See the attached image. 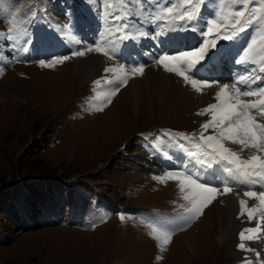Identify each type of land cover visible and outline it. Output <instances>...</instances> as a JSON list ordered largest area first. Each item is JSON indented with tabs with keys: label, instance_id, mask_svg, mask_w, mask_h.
<instances>
[{
	"label": "rangeland",
	"instance_id": "rangeland-1",
	"mask_svg": "<svg viewBox=\"0 0 264 264\" xmlns=\"http://www.w3.org/2000/svg\"><path fill=\"white\" fill-rule=\"evenodd\" d=\"M198 3L196 19L184 20L178 29L193 32L184 37L186 43L197 36L204 41L197 39L181 49L198 50L208 41V53H215L229 40L218 33L232 37L239 29L232 27L236 10L245 11L242 22L253 20L242 32L261 44L264 0H221L222 10L220 0ZM168 7L173 8L171 14L166 12ZM190 7L184 0H4L0 6V264H234L225 249L216 260L209 259V252L215 253L213 243L219 245L214 234L213 240L203 234L210 230L212 220L219 227V213L212 211L210 217L206 214L223 205L221 193L193 217L187 212L191 203L183 199L190 195L188 186L181 192L179 181L168 175L181 172L167 171L160 162L163 155L170 158V144L175 140L188 145L192 162L184 167L190 170L196 162L204 161L206 167L213 161L220 162L200 155L196 148L199 136L192 123L186 118L161 122L156 108L149 119L147 110L153 108L154 100L148 102V95L145 112L135 113L124 94L110 108L113 98L126 86L109 97L115 85L103 73L82 87L73 80L75 56L71 54L86 49L83 39L92 40L93 49L98 45L109 51L113 58L108 59L123 65L127 71L124 76L129 79L134 77V66L163 68L156 60L138 65L135 59H120L119 55L128 56L124 53L128 36L124 31L116 32L113 47V39L94 36L113 15L123 17L120 23L127 24L129 20L123 21L131 14L151 21L155 32L147 29L150 39L157 31L168 33L172 25H168L167 15L179 22L174 17ZM206 14L220 25L207 36ZM39 16L52 25L44 26ZM253 27H257L255 31ZM130 29L131 25L128 34ZM69 32L72 34L68 36ZM75 35L79 41L73 43V51L68 40ZM128 39L134 40L133 36ZM56 44L70 50L62 53L64 50ZM117 44L123 47L119 50ZM205 60L206 53L202 61L207 63ZM218 60L216 67L222 64ZM258 62L252 63L256 72ZM106 107L110 109L104 111ZM249 223L257 226L253 220H247ZM166 232L171 233V239L165 244L162 240ZM185 233L195 242L193 249L186 238L179 237ZM198 238L207 240L198 245ZM260 240L245 241V249L264 250ZM253 251H244L247 261L259 264L264 258H255Z\"/></svg>",
	"mask_w": 264,
	"mask_h": 264
},
{
	"label": "snow or ice",
	"instance_id": "snow-or-ice-1",
	"mask_svg": "<svg viewBox=\"0 0 264 264\" xmlns=\"http://www.w3.org/2000/svg\"><path fill=\"white\" fill-rule=\"evenodd\" d=\"M119 2V0H117ZM4 0H0V6H2ZM184 3L191 5L190 8L181 12L174 19L180 21L187 20L191 22L196 19V14L199 10V3L193 2V0H184ZM109 7H113L110 3ZM247 7V4H245ZM166 12L171 14L173 8L168 7ZM236 19L234 20L232 27L239 26V31L245 30V24L252 23V18L248 21L242 22L246 13L244 10H236L234 12ZM163 19V17H160ZM123 17L119 15L112 16V26L118 31H124L125 35H128L127 29L130 25L120 23ZM194 27V26H193ZM220 25L216 21H212L207 26V32L204 35H212L214 29H219ZM223 39H231L230 35H226L223 32L218 33ZM11 39V37H8ZM124 38V37H120ZM27 43V41H26ZM257 41L254 39L251 44L247 46V50L244 52V56L241 57V61L245 58L251 57V62L256 63L258 60L261 62L259 71L264 72V40L261 41L259 47L256 46ZM87 51H92L88 49ZM97 53L112 59L113 56L109 51H104L100 46L95 47ZM72 56L82 57L85 55V51L77 50L71 54ZM205 57V48L200 47L198 50H185L181 51L178 55L161 54L156 63L162 65L164 70L169 73H175L177 76L182 77L186 85H190L194 91L201 93L203 89L218 87V91L215 92L214 100L216 102L210 103L207 107L203 108L198 115H207L209 119L202 123L199 131V142L196 144V148L199 150L200 155L207 156L213 160L217 159L220 162H225L229 166H232L229 170L238 172L241 176L248 177H262L264 176V87L251 88L242 90L237 87L236 84L231 85L224 84L214 85L213 82L203 81L201 79L194 78V76L186 74L184 69H192L196 67ZM70 57H64L68 59ZM61 61H54L53 63ZM41 66H45L41 62ZM117 71H124V66L120 65V68H106L105 73H115ZM131 71L135 74L142 75L144 73V66H134ZM259 79V78H256ZM255 83V79L252 80ZM98 84L99 81H96ZM115 86L109 93L110 96H114L119 91L120 87L126 86L127 77H117L115 81H112ZM245 98H258V99H245ZM110 103V99L108 100ZM102 110V109H101ZM211 130L212 134H208ZM238 145L240 150L236 151L227 145ZM245 149L254 150L253 154L247 159H242L241 153ZM196 155V153H192ZM170 178L179 181L181 192L185 191V186H188L190 195H185L184 200L191 203V207L187 209L193 217L202 213L203 209L208 207L211 202L217 197L218 192L221 191L218 187H209L205 184L198 182L193 178L191 174L178 173L168 174ZM181 177H183L181 179ZM233 189L230 186L225 185L222 188L223 193H230ZM244 197L253 198L259 201L261 208L260 221L264 222V192L257 193L256 191L246 190L244 191ZM240 205V217H246L247 220L252 221L256 219L255 213L258 211L256 207L248 208L244 199L239 200ZM239 218V217H238ZM123 220V217H121ZM246 233L248 235H246ZM264 227L258 225L254 228H246L240 231L239 240L241 243L238 247L241 250H245L246 246L244 241H251L253 239H262L264 236ZM171 239V233L166 232L163 234V243H168ZM251 251V249H247ZM259 256V253H257ZM245 264H252L251 261H245Z\"/></svg>",
	"mask_w": 264,
	"mask_h": 264
},
{
	"label": "bare ground",
	"instance_id": "bare-ground-1",
	"mask_svg": "<svg viewBox=\"0 0 264 264\" xmlns=\"http://www.w3.org/2000/svg\"><path fill=\"white\" fill-rule=\"evenodd\" d=\"M161 14L162 13H160L159 15L161 16ZM163 17L164 18L166 17V13H165V15H163ZM128 18H131L133 20H130ZM158 18L160 19V17H158ZM128 20L130 22L127 23V25H131L133 30L131 31V29H130V33L128 34L127 38H125L127 40V45H126L127 48H128V46H132L134 42L140 41V44H141L142 41L148 40L147 38L149 36H146V35H147V29L151 28V21L150 20L148 21V19L144 16L139 15V17H138V15H137V17H136V16H133L131 14L130 15L128 14V17L123 22H128ZM136 20H138L137 23H136ZM200 20H201V18H200ZM147 21H148V24L146 26ZM132 22H135L136 25H134ZM175 22H177V24H175ZM175 22H174V20L172 21L170 19V16L167 15V23H168V25L169 24L172 25L171 27L168 28L167 39L173 38L174 32H176V28L173 29V27L179 26L180 24L183 23V21H179V22L175 21ZM112 23H113V21H110V22L106 21L103 28H100V31L97 32L96 36H94V39H99V40H101V39H103V40L104 39H113V45L111 47L115 46L116 38H117L116 32H119V31L117 29L113 28ZM135 31H136V34H135ZM178 33H181V31H179ZM70 34H72V33L69 32L68 36ZM160 34H161V32L157 31V35H160ZM129 36L130 37L133 36L134 40H137V41L129 40L128 39ZM139 37H142V38L138 39ZM70 38L71 39L68 41L70 42L71 45H73V46H71V48H73V51H74V44H77L76 41H79V39H78L77 35L72 36ZM263 38L264 37L261 36V41L264 40ZM174 39L175 38H173L172 40L174 41ZM82 41L86 42V45H84L86 48V49H84L85 55L82 57H76L75 56L74 58H72L74 61L73 62L74 65L72 66V70L74 67L73 80L76 83L78 81L82 87L84 84H87L88 82L92 81L94 78L98 77L101 73L105 74L109 78L110 81H115L117 77H120V78L125 77L124 73H123L124 71L127 72L125 70V68H124V71H122V72L117 71L115 73H105L106 68L112 67V68L119 69L121 64H119V65L115 64L114 62L109 60L108 57L100 56L99 53H97L95 51V49L91 48V45L93 44V42H91L92 40L86 41L85 39H83ZM261 41H259V42L261 43ZM82 44L81 45L79 44V47L83 46ZM119 46H120V44L117 47L119 48ZM247 46L248 45H246V47ZM256 46L259 47L260 44H257ZM75 47H77V45ZM118 48H117V50H118ZM88 49H92V51H87ZM246 50L247 49H245V51ZM181 51H185V49L183 48V49H181ZM237 56L239 58L243 57L242 54L238 55V53H237ZM151 61H152V59L147 58L145 63L147 64V63H150ZM218 62H219V60H218ZM206 64L207 63H204L203 61H201L200 64H198L196 67H194L192 69L194 70V72L197 71L198 74H201L203 68H208V66H206ZM228 65H229V63H228ZM228 65H227V68H225V72H227L228 69H232L231 74L233 75V77H232L233 79H236L237 77H239L238 75L246 73L245 70H240V68H238V69L236 68L239 66V64L234 65V66H230V68L228 67ZM202 66H203V68H202ZM252 66H253L252 69L255 70L256 69L255 66L253 64H252ZM261 66H262L261 62L259 61L258 65H257L258 70L260 69ZM242 67H244V66L242 65ZM244 68L247 69L246 67H244ZM255 72H256V70H255ZM205 74L206 73H204V75ZM131 75H134V77L132 79H129L126 76L127 77V85H126L124 90L118 92V94L113 98V101H112V103H110V106H109L110 108H111V106L112 107L114 106V104L116 102L115 101L116 98H119L122 94H124V95H126V97L131 102V109L134 108L135 113H140L141 111L145 112V106H144L145 102H146L145 99H146V95H148L149 96L148 102H151V100L152 101L154 100L153 108L151 107V110H147L148 111L147 116L149 119L152 118L153 115L155 114L153 109L156 108V109H158L159 120L161 122H165L166 118H167V121L169 118L170 119L174 118V120L175 119H181L182 120V119L186 118L188 121H190L192 123V127L196 128L197 134H199L202 123L206 122L209 119V117L207 115H198L197 113L200 112L203 108L207 107L210 103L216 102L214 100V95H215V92L218 91V87L214 86L212 88H206V89H203L201 93H197L196 91H194L192 89V87L190 85L185 84L182 77H179V76L175 75L174 73L166 72L163 68H157L154 66H149V67L145 68L144 73L142 75H138L135 73L131 74ZM188 75L194 76V78H196V76H197L195 73H189ZM254 76H255V78H259L258 82L256 84L254 83V89L258 88V87H264V72H261V71L256 72V73H254ZM211 77H213V76L207 75L205 77V79H203V81L213 82L214 85H220V86H222L224 84H228L230 87H231V85L236 84V83H228V82L219 83L214 77L213 78H211ZM221 79H223V78L221 77ZM95 83H96V81H95ZM248 83L250 84V80H248L247 84ZM249 84L246 85L244 87V89L247 90L251 86ZM237 87L241 88V85L240 86L237 85ZM249 99H258V98H249ZM109 107H106L104 111H106V109H108ZM260 122H264V120H261ZM208 134H212L211 130H209ZM170 146L173 147V149L171 151L172 154H175L176 158L178 160L182 161V167H184L185 164L191 165L192 156L190 155V152L188 151V147L186 145H183V144H181V142L175 140V141L171 142ZM227 146L236 150V151L240 150V146H238V145H231L230 144V146L229 145H227ZM158 152L160 154V151H158ZM253 152H254V150L245 149L241 153L242 159H247L250 155L253 154ZM168 159H170V158L168 157ZM209 162H210V160H209ZM203 163H204V161H203ZM203 163L201 161L196 162V165L194 164V167H192L191 170H194V172H196L198 174L200 173V171H203V169H205L207 171L208 167H206V165H204ZM211 166L217 167L218 165H215L213 162H211ZM220 193H221L220 202L223 203V205L221 207L218 206L217 208H215V207L212 208L206 214V217L207 216L210 217L211 212L216 211V213H219V216H220L219 217L220 222H219L218 228L215 224V221L212 220L210 230L207 229V230L203 231V234H205L208 238H210V240H213L211 238V234H214L216 241L218 242V245L220 246V247L219 246L216 247L215 244L213 243L212 248L215 250V253H211L212 254L211 255L209 252L208 258L213 259V257H214L216 260L220 255H222V253L225 249V252L228 254V257L230 256V258L233 260L234 264H245V261L248 260V255L245 254L244 251L248 252L249 250H247V249H249L250 247H248L245 250H241L238 247V245L241 243V241L239 240V233L243 229L254 228V227L250 226V223L247 224V218L246 217H240L239 200L244 199L246 201V206L249 209L253 208V207H256L258 209V211L255 213L256 219L253 220V221L257 222L256 223L257 226L258 225H260V226L264 225V223L261 222L260 219H258V216L260 217L259 209L261 208V205L259 204V201L255 200L253 198L244 197V192H242V193H240L238 191L236 192L235 189H233V191L230 192L229 194L228 193L225 194L222 191H220ZM212 219H214V218H212ZM245 224H246V227H245ZM246 235H248V234L246 233ZM263 236H264V234H263ZM179 237L186 238L185 241H186V243H188L189 248L193 249V244L195 242H193L191 240V238H189V235L187 233L180 235ZM206 240L207 239L202 241L201 239L198 238V239H196V244H198V245H199V243L205 244ZM253 241H254V239H253ZM260 242L264 244V238H262L260 240ZM244 243H245V241H244ZM251 243H253V242H251ZM203 246H205V245H203ZM221 246H223V247L221 248ZM250 249H251V252H252V250H254L253 252L256 253L255 258H259V256H262V258H264V250H262L260 248H255V249L250 248ZM257 253H259V256H257ZM258 262H259V264H264V260H260Z\"/></svg>",
	"mask_w": 264,
	"mask_h": 264
}]
</instances>
